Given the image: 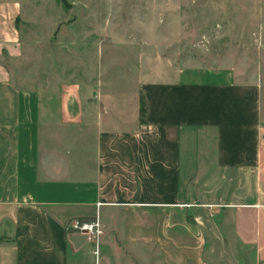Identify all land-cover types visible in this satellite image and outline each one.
I'll return each instance as SVG.
<instances>
[{
  "label": "crops",
  "instance_id": "crops-1",
  "mask_svg": "<svg viewBox=\"0 0 264 264\" xmlns=\"http://www.w3.org/2000/svg\"><path fill=\"white\" fill-rule=\"evenodd\" d=\"M15 8L0 4V264H264L257 84L141 53L131 92L82 75L44 130L2 61L21 54ZM95 218L97 254L66 230Z\"/></svg>",
  "mask_w": 264,
  "mask_h": 264
},
{
  "label": "rangeland",
  "instance_id": "rangeland-1",
  "mask_svg": "<svg viewBox=\"0 0 264 264\" xmlns=\"http://www.w3.org/2000/svg\"><path fill=\"white\" fill-rule=\"evenodd\" d=\"M0 4L16 7V16L11 13L10 18L21 47L17 59L5 53L2 61L18 88L39 94L44 130L54 126L63 85L82 75L100 70L116 89L131 92L130 79L141 53L181 65L237 67L242 83L257 84L258 128L264 129V0H0ZM212 255L227 256V264L234 256Z\"/></svg>",
  "mask_w": 264,
  "mask_h": 264
},
{
  "label": "built area",
  "instance_id": "built-area-1",
  "mask_svg": "<svg viewBox=\"0 0 264 264\" xmlns=\"http://www.w3.org/2000/svg\"><path fill=\"white\" fill-rule=\"evenodd\" d=\"M66 230L74 233H79L86 237L87 241L95 245V254L98 253V245L102 235V228L97 218L88 219H73L66 225Z\"/></svg>",
  "mask_w": 264,
  "mask_h": 264
}]
</instances>
